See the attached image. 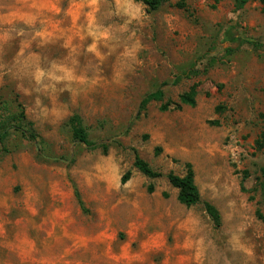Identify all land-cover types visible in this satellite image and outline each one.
<instances>
[{
  "label": "rangeland",
  "instance_id": "374dc122",
  "mask_svg": "<svg viewBox=\"0 0 264 264\" xmlns=\"http://www.w3.org/2000/svg\"><path fill=\"white\" fill-rule=\"evenodd\" d=\"M178 1L0 0V104L38 136L0 141V264H264L262 5ZM194 84V107L159 110ZM73 113L105 153L72 138ZM187 162L190 207L166 177Z\"/></svg>",
  "mask_w": 264,
  "mask_h": 264
},
{
  "label": "trees",
  "instance_id": "16d2710c",
  "mask_svg": "<svg viewBox=\"0 0 264 264\" xmlns=\"http://www.w3.org/2000/svg\"><path fill=\"white\" fill-rule=\"evenodd\" d=\"M141 1L147 6L148 10H156L164 3L169 0H137ZM184 0H179L176 3L177 7H184ZM217 2V0H213ZM249 0H235V6L237 8H242ZM262 5V11L264 12V0H260ZM254 47H258L257 43H252ZM193 73V72H190ZM188 71L182 73V77H188L190 75ZM181 76H178L175 81H177ZM196 95L197 89L196 84L189 87L187 91H184L178 95V100L176 102L166 101L162 103L159 107L160 111L168 110L170 104H173L174 109H180L183 105H188L194 107L196 105ZM163 91L157 89L146 94L140 101L138 112L143 110L147 103L151 100L162 101ZM17 111L11 112L8 102H2L0 104V141H3L7 136L9 129L20 130L22 134L31 141L37 139V134L32 128V122L28 121L21 103H17ZM264 117V113H262ZM67 124L70 128L72 138L79 143L84 144L88 148H97L101 147L102 151L105 153L107 151V144H96L91 141L88 137V133L83 124L82 117L78 113H73L67 120ZM256 145L260 148L264 146V130L261 132L259 138L256 140ZM160 151L159 147L154 149V154L157 155ZM133 166L144 176L150 178H156L162 176L160 171L154 170L145 160H143L136 152L134 153ZM260 181L259 186L261 189L262 201L264 202V165L260 169ZM130 176V172L126 171L121 177V183H125ZM169 184L177 190L176 199L180 204H183L186 207L196 205L200 202V193L199 189L195 183L194 170L192 165L187 162L185 163V170L182 175H177L172 172L166 174ZM153 186H148V191L151 192ZM75 196L77 198L79 206L84 209L83 202L79 198V193L75 190ZM204 209L212 222L218 226L220 224V214L214 205L211 203L205 202ZM258 217L264 220V217L257 212Z\"/></svg>",
  "mask_w": 264,
  "mask_h": 264
}]
</instances>
